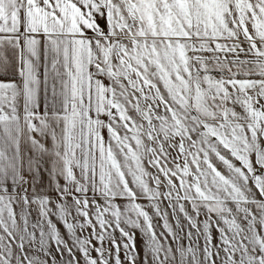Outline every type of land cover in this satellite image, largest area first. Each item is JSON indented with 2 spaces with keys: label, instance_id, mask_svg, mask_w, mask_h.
Segmentation results:
<instances>
[{
  "label": "snow or ice",
  "instance_id": "6c2138e0",
  "mask_svg": "<svg viewBox=\"0 0 264 264\" xmlns=\"http://www.w3.org/2000/svg\"><path fill=\"white\" fill-rule=\"evenodd\" d=\"M0 264H264V0H0Z\"/></svg>",
  "mask_w": 264,
  "mask_h": 264
}]
</instances>
